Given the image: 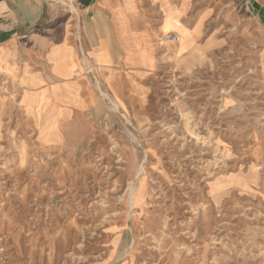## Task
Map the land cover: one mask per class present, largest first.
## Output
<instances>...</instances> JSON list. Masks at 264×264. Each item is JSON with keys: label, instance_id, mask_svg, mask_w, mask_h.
Here are the masks:
<instances>
[{"label": "rangeland", "instance_id": "obj_1", "mask_svg": "<svg viewBox=\"0 0 264 264\" xmlns=\"http://www.w3.org/2000/svg\"><path fill=\"white\" fill-rule=\"evenodd\" d=\"M183 17L65 116L0 75V264H264L263 40L241 0Z\"/></svg>", "mask_w": 264, "mask_h": 264}, {"label": "crops", "instance_id": "obj_2", "mask_svg": "<svg viewBox=\"0 0 264 264\" xmlns=\"http://www.w3.org/2000/svg\"><path fill=\"white\" fill-rule=\"evenodd\" d=\"M241 2L264 44V0ZM206 3L209 0L0 1V75L32 116L68 115L98 100L93 78L104 86L115 85L124 67H150L161 33L177 31L180 41L174 50L186 48L197 36L198 22L190 30L183 16L189 6Z\"/></svg>", "mask_w": 264, "mask_h": 264}, {"label": "built area", "instance_id": "obj_3", "mask_svg": "<svg viewBox=\"0 0 264 264\" xmlns=\"http://www.w3.org/2000/svg\"><path fill=\"white\" fill-rule=\"evenodd\" d=\"M166 41L176 43L179 40V34L175 33H166L164 35Z\"/></svg>", "mask_w": 264, "mask_h": 264}, {"label": "water", "instance_id": "obj_4", "mask_svg": "<svg viewBox=\"0 0 264 264\" xmlns=\"http://www.w3.org/2000/svg\"><path fill=\"white\" fill-rule=\"evenodd\" d=\"M0 1H3V0H0Z\"/></svg>", "mask_w": 264, "mask_h": 264}, {"label": "bare ground", "instance_id": "obj_5", "mask_svg": "<svg viewBox=\"0 0 264 264\" xmlns=\"http://www.w3.org/2000/svg\"><path fill=\"white\" fill-rule=\"evenodd\" d=\"M180 41V40H179Z\"/></svg>", "mask_w": 264, "mask_h": 264}]
</instances>
